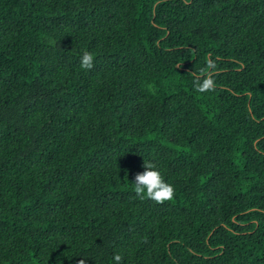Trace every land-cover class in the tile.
I'll return each mask as SVG.
<instances>
[{
  "label": "trees",
  "instance_id": "obj_1",
  "mask_svg": "<svg viewBox=\"0 0 264 264\" xmlns=\"http://www.w3.org/2000/svg\"><path fill=\"white\" fill-rule=\"evenodd\" d=\"M117 254L264 264V0H0V264Z\"/></svg>",
  "mask_w": 264,
  "mask_h": 264
},
{
  "label": "clouds",
  "instance_id": "obj_2",
  "mask_svg": "<svg viewBox=\"0 0 264 264\" xmlns=\"http://www.w3.org/2000/svg\"><path fill=\"white\" fill-rule=\"evenodd\" d=\"M81 67L90 70L93 67V56L91 53L85 52L82 56ZM216 70V63L209 60L207 69H200V74L193 73L195 90L199 93L215 91L216 83L213 79ZM201 76L203 79L201 80ZM145 171L138 173L134 179V192L140 199L147 197L157 204H163L171 201L175 196L174 187L166 183L161 172L154 163L145 162L143 165ZM123 257L119 254L114 256L115 264H121ZM81 264H84L81 261Z\"/></svg>",
  "mask_w": 264,
  "mask_h": 264
}]
</instances>
